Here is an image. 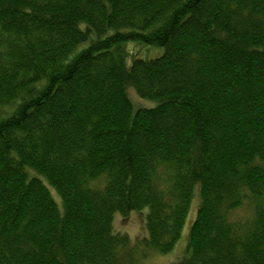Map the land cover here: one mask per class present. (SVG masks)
<instances>
[{"label":"trees","instance_id":"trees-1","mask_svg":"<svg viewBox=\"0 0 264 264\" xmlns=\"http://www.w3.org/2000/svg\"><path fill=\"white\" fill-rule=\"evenodd\" d=\"M0 115V264H264V0H0Z\"/></svg>","mask_w":264,"mask_h":264},{"label":"rangeland","instance_id":"rangeland-1","mask_svg":"<svg viewBox=\"0 0 264 264\" xmlns=\"http://www.w3.org/2000/svg\"><path fill=\"white\" fill-rule=\"evenodd\" d=\"M120 47L121 51L124 54V62L126 67H130L133 63L132 61L137 58L144 60L154 59L159 57L163 52L160 47L158 48L149 45L146 46L140 42H126L124 44H121ZM127 95L129 96V100L132 106H134V109H151L158 103L155 100L148 101L142 99L139 95H137L136 91L132 87L128 88ZM4 116L5 115H0V119ZM53 197L59 202L57 196L53 195ZM196 213V201H194L184 221V226L180 234L181 236L178 239V242L175 244L173 250L166 255H153L146 259V261H143L145 262L144 264H179L186 261L190 257L188 244L190 238V230L192 225L194 224L193 222L195 220ZM144 219L145 209L143 210V212H133L127 217L115 215L112 223L113 231L114 233L126 234L133 243L135 241V243L140 242L146 237ZM135 243L133 245H135Z\"/></svg>","mask_w":264,"mask_h":264}]
</instances>
